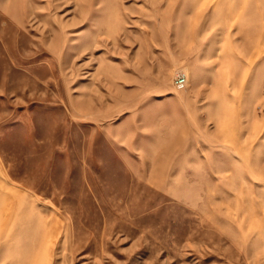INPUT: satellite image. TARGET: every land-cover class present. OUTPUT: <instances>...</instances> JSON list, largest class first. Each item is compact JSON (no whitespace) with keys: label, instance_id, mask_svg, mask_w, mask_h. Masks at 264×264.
Returning <instances> with one entry per match:
<instances>
[{"label":"rangeland","instance_id":"374dc122","mask_svg":"<svg viewBox=\"0 0 264 264\" xmlns=\"http://www.w3.org/2000/svg\"><path fill=\"white\" fill-rule=\"evenodd\" d=\"M0 264H264V0H0Z\"/></svg>","mask_w":264,"mask_h":264},{"label":"built area","instance_id":"2783aa9c","mask_svg":"<svg viewBox=\"0 0 264 264\" xmlns=\"http://www.w3.org/2000/svg\"><path fill=\"white\" fill-rule=\"evenodd\" d=\"M186 75L184 73H179L175 78V87L177 89H183L186 85Z\"/></svg>","mask_w":264,"mask_h":264}]
</instances>
